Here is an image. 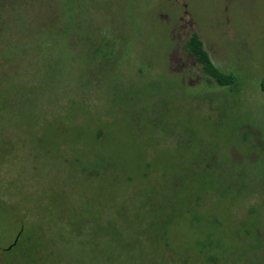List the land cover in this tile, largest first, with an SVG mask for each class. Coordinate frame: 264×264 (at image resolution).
I'll use <instances>...</instances> for the list:
<instances>
[{
  "label": "rangeland",
  "instance_id": "rangeland-1",
  "mask_svg": "<svg viewBox=\"0 0 264 264\" xmlns=\"http://www.w3.org/2000/svg\"><path fill=\"white\" fill-rule=\"evenodd\" d=\"M263 83L264 0H0V264H264Z\"/></svg>",
  "mask_w": 264,
  "mask_h": 264
},
{
  "label": "trees",
  "instance_id": "trees-1",
  "mask_svg": "<svg viewBox=\"0 0 264 264\" xmlns=\"http://www.w3.org/2000/svg\"><path fill=\"white\" fill-rule=\"evenodd\" d=\"M105 47H101V46H96V51H101V53H104V58L105 61H108V59L106 58V56H108L112 50L109 49L110 51H105L104 49L108 46V43H105ZM109 48V47H108ZM186 50L187 52L192 55L196 61L201 65L202 70L204 71L205 74L208 75V77H210V79L215 80L219 85L221 86H230L231 88H233L234 90L237 89L238 87V79L237 76L232 73V72H227L224 71L223 69L219 68L213 61L210 53L208 52V50L206 49L203 40L201 39L200 35L196 32L192 33L191 36L189 37V39L186 42ZM106 54V56H105ZM264 87V83L262 85ZM264 90V88H263ZM147 119V118H146ZM148 121L152 122L154 124V127L156 128L158 125V122H153L150 119H147ZM174 181V180H173ZM172 181V185H170V189L168 191L169 194H171V188H174L176 183L174 184V182ZM173 200L175 199V195L172 196ZM200 199V197L198 198ZM173 200H169L167 203L170 205H174V201ZM146 201L143 200V203H141L139 205V210L138 211H134L135 215L140 214L141 213V208L145 205ZM115 228L119 231L120 227H118L117 225L115 226ZM164 234H166L165 231H163Z\"/></svg>",
  "mask_w": 264,
  "mask_h": 264
}]
</instances>
